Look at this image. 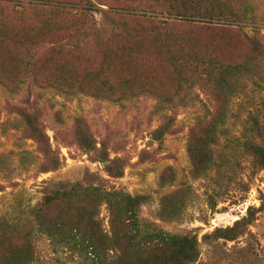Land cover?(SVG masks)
Here are the masks:
<instances>
[{"label":"rangeland","instance_id":"1","mask_svg":"<svg viewBox=\"0 0 264 264\" xmlns=\"http://www.w3.org/2000/svg\"><path fill=\"white\" fill-rule=\"evenodd\" d=\"M34 1H64L69 7L79 0ZM89 1L95 7L87 17L89 29L84 30L88 39L80 37L81 41L73 32L75 27L69 25L68 29L65 24L57 30L50 25L51 12L27 5L33 0H23V5H12L7 10L16 25L29 27L48 18L44 33L60 46L47 52L51 65L68 63V67L78 73L77 77L100 71L101 80L115 86L118 92L112 97L88 92L67 95L57 88L32 90L24 85L12 91L0 85V219L15 225L32 221L31 210L59 182L103 185L147 197L139 214L144 232L160 229L171 234L196 236L201 252L196 264H264V170L253 165L242 147L248 115L264 117V59L251 65L256 70L251 77L234 82L239 90L227 104L217 95L218 89L206 77V72L189 67L183 70L189 82L183 84L182 92L173 80L174 70L167 61L168 55L179 56L180 50L173 46L168 53L158 44L160 36L152 38L151 28L137 27V22L132 21L123 29L114 26L113 14L105 15L121 9L137 12L162 9L158 4L152 0ZM166 1L172 12L195 16L207 14L205 9L214 4V0H206L204 4L205 0H194V4L189 3L190 0ZM186 5L189 7L185 8ZM237 7L236 11L247 12L249 20L238 23L240 29L234 32L211 34L193 29L176 30L181 39L194 43L184 53L201 55L207 67L212 56L221 61L222 55L226 63L243 61L251 54L250 40L264 48V0H238ZM69 8L72 14L66 20L74 23L81 16V10ZM158 12L164 14L155 15L158 21L185 25L168 19V12ZM122 30L124 33L133 30L134 49L138 48V41L150 38L141 47L136 62L119 65L113 58L106 61L101 49L109 52L122 46L123 39L118 36ZM161 35L163 38L164 33ZM72 43L80 46L79 53L71 51ZM28 105L40 109V123L52 150L49 157L27 136L24 119L15 110V107ZM217 112L226 113V122L219 127V141L213 145L215 165L203 176L195 177L189 153L192 133H202L201 128L205 126L202 122L210 121ZM77 118L84 119L98 148H103L112 159L123 160L122 177L110 176L98 156L79 147L75 138ZM168 118L173 120L172 132L159 141L154 133ZM55 160L58 163L54 164ZM175 193H179L184 202L178 216L171 219L162 209L164 200ZM249 207L260 209L249 226L254 239L246 235L234 241L208 238L217 229L232 227L246 216ZM101 216L104 227L109 230L105 206ZM248 241L254 242L252 247H256L258 257L252 250H245ZM36 251L35 264H83L85 261L45 236L39 237Z\"/></svg>","mask_w":264,"mask_h":264},{"label":"trees","instance_id":"2","mask_svg":"<svg viewBox=\"0 0 264 264\" xmlns=\"http://www.w3.org/2000/svg\"><path fill=\"white\" fill-rule=\"evenodd\" d=\"M22 1L0 0V85L12 91H18L24 85H28L32 90L57 88L67 95L88 92L97 96L112 97L118 92L115 86L101 80L100 71L82 73V77H77L78 73L70 69L68 63L51 65L46 57L47 52L55 51L59 42H54L44 33L49 25L48 18L27 27L14 24L7 13L10 6L23 5ZM152 1L162 9L139 12L135 9H121L103 13L109 17L113 14L111 19L114 26H122L123 29L132 21L137 22V27L151 28L152 38L160 36L158 44L168 53L173 46L174 49L180 50L179 56L175 53L167 56V61L174 70L173 80L179 91L183 90V84L189 82L183 72L184 67H189L200 73L206 72V77L211 79L218 89L217 95L224 104H227L235 91L239 90L234 82L251 77L256 71L251 65L257 60L264 59L262 45L250 40L251 54L243 61L226 63L222 55L221 61L212 56V59L209 57L206 67L201 55L184 53L194 43L181 39L176 30L193 29L211 34L234 32L235 29H240L238 23L249 20L247 12L236 11L238 0H214L212 7L205 9L207 14L196 16L172 12L169 9L171 5L166 0ZM189 3L194 4L195 1L190 0ZM202 3H206V0ZM27 5L37 6L42 11L49 10L52 13L49 23L57 30L67 24L68 29L69 25L75 27L73 32L79 35L80 41V37L88 39L84 30L89 29L87 17L95 7L91 1L79 0L74 6H69L81 10V16L77 17L75 24L66 20L72 13L64 1L33 0ZM188 7L186 5L185 8ZM198 7L201 8L202 4L199 3ZM158 11L168 12L166 13L168 19H175L185 25L176 26L168 21H158V16L155 15L163 14ZM57 17L62 21H57ZM123 31L118 35L123 39L122 46L109 52L101 49L106 61L113 58L119 65L136 62L141 47L150 38L138 41L139 46L134 49L136 43L132 40L135 38L133 30H129L128 33ZM161 33H164L163 38ZM184 42L189 45H185ZM72 44L74 49L71 51L79 53L80 46L77 43ZM15 110L24 119L27 136L35 141L46 157L51 156L52 150L39 119L40 109L28 105L23 108L15 107ZM225 119L226 113L217 112L213 119L202 122L205 124L201 128L202 133H192L189 153L195 177L203 176L215 165L213 145L219 141V127L226 122ZM167 120L164 126L154 133L159 141L172 132L173 120L171 118ZM75 138L82 150L98 156L110 176L115 178L123 176L125 166L123 160L112 159L103 148L97 147L96 140L82 118L76 119ZM243 139L242 147L245 154L251 157L253 165L258 170H264V117L260 118L251 113L248 115ZM53 162L58 163L57 160ZM145 200L146 196L131 195L121 190L105 188L103 185L56 183L44 195L41 203L31 210L32 221L24 225H15L4 218L0 219V264H35L38 260L36 247L41 236L79 254L85 260L83 264H196L201 256L196 236L171 234L160 229L144 232L141 229L139 214ZM183 202L179 193L173 194L171 198L164 200L163 214H167L166 216L171 219L177 217ZM104 206L109 214V230L104 227L101 216ZM259 211L260 209L249 207L246 216L236 221L232 227L217 229L208 238L234 241L246 235L254 239L249 226L256 220ZM246 244L245 250H252L258 257L256 247H252L254 242L248 241Z\"/></svg>","mask_w":264,"mask_h":264}]
</instances>
